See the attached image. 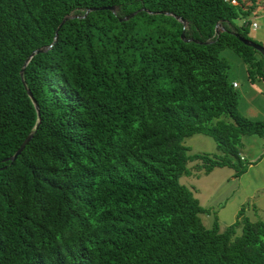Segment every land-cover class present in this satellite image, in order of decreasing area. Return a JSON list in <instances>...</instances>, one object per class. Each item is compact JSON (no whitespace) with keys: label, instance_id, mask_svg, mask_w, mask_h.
I'll list each match as a JSON object with an SVG mask.
<instances>
[{"label":"trees","instance_id":"16d2710c","mask_svg":"<svg viewBox=\"0 0 264 264\" xmlns=\"http://www.w3.org/2000/svg\"><path fill=\"white\" fill-rule=\"evenodd\" d=\"M257 6L0 0V264H264L263 220L240 206L205 226L208 209L179 181L214 166L238 175L242 136L264 141L218 55L229 47L264 77L263 55L238 38ZM195 132L221 154L187 152Z\"/></svg>","mask_w":264,"mask_h":264},{"label":"rangeland","instance_id":"374dc122","mask_svg":"<svg viewBox=\"0 0 264 264\" xmlns=\"http://www.w3.org/2000/svg\"><path fill=\"white\" fill-rule=\"evenodd\" d=\"M247 19H249V21H255L256 23L255 26H252L251 23L248 24L247 35L249 39L264 45L262 44L264 43V36L262 35V33H264V7L257 6L256 14L252 12L249 13ZM242 20V17L233 18V22L236 24H240ZM217 28H219V26H217ZM218 55L226 61L227 67L225 72L228 79L234 80L236 83L234 90L237 93L238 111L251 119H264V77L259 75L253 76L252 78L249 77L247 74V63L239 53L229 47H223L219 50ZM254 55L260 57L258 53H254ZM252 69L255 72L254 65ZM182 143L188 147L187 152L189 153L221 154V152L216 149L213 138L204 133L195 132L184 136L182 138ZM247 159L246 157L241 160L240 164L245 165V167L249 166L248 164L254 165L248 167V171L244 173V175L249 177L253 174L255 175V179L259 178V180L264 181V161H261L264 157L256 162L247 161ZM193 163H195V161H190L187 163V166H191ZM226 167L228 166H214L209 171L198 170L193 175L181 174L179 176V181L191 188L199 202H202L205 198L206 201L203 203H209L210 201L214 203L219 200L222 201L221 203H224L227 195L229 196V188L232 187V183L228 182L224 177V172L229 170ZM229 168L233 170L231 167ZM208 180L216 184L207 186L206 183H208ZM240 185L243 186L241 190L245 191L253 187V181L242 177ZM241 190L237 189L235 193L240 194ZM230 199L231 198H227L224 206L228 208V211L221 208V214L229 216L230 208L238 201V197H233L232 200ZM240 206H243L242 214L249 219H260L264 221V191H256L253 193L252 197H247ZM217 207L218 206H216V208ZM199 216L205 226H211L216 213L215 210L211 209L207 214L199 213ZM239 231L238 228L236 232L238 233Z\"/></svg>","mask_w":264,"mask_h":264},{"label":"crops","instance_id":"0c3cea01","mask_svg":"<svg viewBox=\"0 0 264 264\" xmlns=\"http://www.w3.org/2000/svg\"><path fill=\"white\" fill-rule=\"evenodd\" d=\"M262 35L264 36V33H262ZM262 44H264V43H262ZM232 81H234V80H231V82ZM235 86H236V84H235ZM239 155L243 159H245L247 157L248 158L247 161H254V162H256L258 160L260 161V159H262L264 157L263 139L261 137L256 136V135H254V136L253 135H243L242 136V146L239 148ZM261 161H264V159ZM248 165L249 166L245 167V169L241 173H239L238 175H233V170H231L229 168V166L226 167L229 170H227V172L226 171L224 172V177L228 182L232 183V187L229 188V196L227 195L224 203H221L222 202L221 200H219L217 202L215 201L214 203H212V201H210L209 203H203L206 201L205 198L202 202H199L204 208L208 209L206 212H203L204 214H207L211 209L215 210L216 220H217L218 226L221 228L223 226L229 224L230 222H232L235 219L237 211L239 210L241 203L247 197H252L253 193H255L256 191H261V190L264 191V181L259 180V178L255 179V175H253V174L250 175L249 177H246L244 175V173H246L248 171L247 170L248 167H251L254 164H252V165L248 164ZM242 177L248 178L250 181H253V187L251 189H246L245 191L241 190V189H243V186L240 185ZM206 184H207V186H210V185H215L216 183H213L212 181L208 180V183H206ZM237 189L241 190L240 194L235 193V190H237ZM233 197H235V198L238 197V201H237V203H235V205H233L230 208V215L228 216V215L221 214V212H220L221 208H223V210L228 211V208L224 207L225 203L227 201V198H231L230 200H232ZM230 200H229V202H230ZM216 206H218V207L216 208Z\"/></svg>","mask_w":264,"mask_h":264},{"label":"water","instance_id":"95a60500","mask_svg":"<svg viewBox=\"0 0 264 264\" xmlns=\"http://www.w3.org/2000/svg\"><path fill=\"white\" fill-rule=\"evenodd\" d=\"M100 7H106V8H108V9L114 11L116 6H115L114 4H111V5H105V6H100ZM132 14H133V12H131V13H129V14H126V16H124V17H128L129 15H132ZM69 16H70V15H64V16L61 18L59 24H61L62 21H63L65 18L69 17ZM180 20H181L182 24H185V20H183L182 18H181ZM217 26H219V24H215V27H214V30H215V31H217ZM235 34H236V33H235ZM180 36H181V37L183 36V33H182V32L180 33ZM238 38H239L244 44L249 45V46H252L253 48H255L256 50H258V51L263 55V59H262V70L264 71V45H261V44H259V43H256V42H254L253 40H251V39H249V38H245V37H243V36H241V35H238ZM185 40H188V38H185ZM42 49H43V48L39 47V48H36V49H34L33 51H31V52L29 53V55L24 59V61H23V65L21 66V68H20V70H19V74H20V75L22 74L23 67H24L25 63L28 61L29 57H30L34 52L39 51V50H42ZM22 83H23V85H24V87H25V89H26V92H27L28 96L31 98V100H32V102H33V104H34V107L36 108V112H37V114H38L37 104H36L34 98L32 97V94H31L30 90L26 87L25 82H24L23 79H22ZM31 134H32V132H29V133H28V134L22 139V141H21V142L19 143V145L16 147V149L14 150V152H13L12 154H10V155H8V156L2 158V160H10V161L13 160V159L16 157V155L21 151V149L24 147V145L27 143V141H28L29 138L31 137Z\"/></svg>","mask_w":264,"mask_h":264},{"label":"built area","instance_id":"2783aa9c","mask_svg":"<svg viewBox=\"0 0 264 264\" xmlns=\"http://www.w3.org/2000/svg\"><path fill=\"white\" fill-rule=\"evenodd\" d=\"M255 24H256L255 21H252V22H251V25H252V26H255ZM235 84H236V83H235L234 81H232V85H235Z\"/></svg>","mask_w":264,"mask_h":264},{"label":"bare ground","instance_id":"6f19581e","mask_svg":"<svg viewBox=\"0 0 264 264\" xmlns=\"http://www.w3.org/2000/svg\"><path fill=\"white\" fill-rule=\"evenodd\" d=\"M235 86V85H234Z\"/></svg>","mask_w":264,"mask_h":264}]
</instances>
